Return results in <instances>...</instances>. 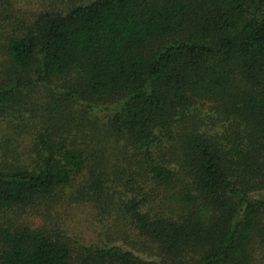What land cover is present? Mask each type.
I'll return each mask as SVG.
<instances>
[{"label":"trees","instance_id":"obj_1","mask_svg":"<svg viewBox=\"0 0 264 264\" xmlns=\"http://www.w3.org/2000/svg\"><path fill=\"white\" fill-rule=\"evenodd\" d=\"M58 2L0 32V133L40 126L0 211L94 201L131 247L20 220L0 264H264V0Z\"/></svg>","mask_w":264,"mask_h":264},{"label":"rangeland","instance_id":"obj_2","mask_svg":"<svg viewBox=\"0 0 264 264\" xmlns=\"http://www.w3.org/2000/svg\"><path fill=\"white\" fill-rule=\"evenodd\" d=\"M87 2L88 0H79ZM59 4L58 0H0V32L10 33L16 23L30 22L33 15L39 11H44L51 6ZM63 8V7H62ZM27 24V23H26ZM6 57L0 53V67L6 64ZM11 117L10 121H15ZM14 128L17 124L12 125ZM40 128H25L24 137L13 139L5 134L0 133V146L7 145L17 148L19 158L22 159V152L26 153V147L34 143V134ZM110 165H106L104 173L108 179L112 174ZM101 171V169H99ZM73 190H67L69 193ZM105 209L111 211V207H101L94 201L85 203H74L64 201L54 206L52 209L42 207L37 211L24 213L19 210L6 212L0 211V225H6L10 222L18 223L20 220L29 221L31 224L41 226L47 230H61L65 232L68 238L83 245L101 246V242L109 245H124L126 248L131 245H125L123 239H111L107 234V227L110 222L109 213ZM37 212V214H35ZM75 242V243H76Z\"/></svg>","mask_w":264,"mask_h":264}]
</instances>
